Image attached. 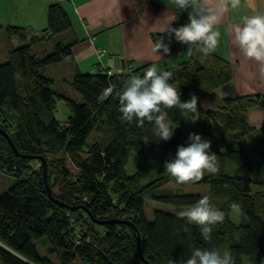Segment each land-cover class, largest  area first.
<instances>
[{"label":"trees","instance_id":"1","mask_svg":"<svg viewBox=\"0 0 264 264\" xmlns=\"http://www.w3.org/2000/svg\"><path fill=\"white\" fill-rule=\"evenodd\" d=\"M70 27V16L58 2L47 8L46 36L0 24L6 39V60L0 62V128L21 154L43 157L47 175L45 181L40 160L16 155L0 133V171L15 177L0 194L1 264H72L76 259L80 264H180L192 247L230 249L235 264H244V257L246 264H264V121L256 129L247 118L249 110L264 109V92L214 98L216 103L203 108L202 99L232 79V65L217 52L202 57L185 45L184 58L161 71L174 73L182 101L197 97L198 120L170 109L169 117L178 124L172 138L147 144L145 138L155 139L153 127L129 125L119 112L118 93L133 71L108 74L110 69L97 63L96 71H76L59 82L67 95L53 89L55 81L41 69L69 56L76 41H56L41 56L32 45ZM12 36L19 45L11 43ZM109 86L115 90L105 98L102 93ZM58 99L68 112L63 123L55 117ZM254 130L259 133L256 160L241 142ZM189 133L202 134L217 157L218 172L192 182L207 184V192L164 187L172 178L165 161L178 146H187ZM132 154L135 165L129 170ZM203 195L225 213L209 241L176 213L155 209L151 220L145 217L148 196L192 205ZM233 202L242 208L239 223L230 216ZM87 210L100 222L92 221ZM43 236L57 263L38 253L35 241Z\"/></svg>","mask_w":264,"mask_h":264},{"label":"crops","instance_id":"2","mask_svg":"<svg viewBox=\"0 0 264 264\" xmlns=\"http://www.w3.org/2000/svg\"><path fill=\"white\" fill-rule=\"evenodd\" d=\"M54 2L66 9L71 27L40 39L32 48L38 55L41 52L44 55L51 51L46 41L76 42L69 56L47 65L59 73L57 79L47 75L53 80H70L76 71L94 72L98 69L97 63L112 72L133 71L132 75H140L153 65L163 70L184 58L185 45L176 42L174 35L169 36L166 30L189 23L193 7L180 9L176 0H0V24L24 27L29 36H46L47 32L42 31L46 27V11ZM231 3L232 0H193L194 7L212 9L220 15L214 26V30L220 32L215 52L230 60L233 77L217 89L223 90L219 91L222 92L218 94L219 98L264 92V64L239 51L232 31V26L240 23L242 17L264 14V0H239L235 8ZM10 41L14 46L20 44L17 36H12ZM161 41L170 44L169 54L162 49L155 51ZM95 49L103 50L100 57ZM138 67L142 68L134 71ZM255 111L259 114L257 120L262 123L264 110L248 112Z\"/></svg>","mask_w":264,"mask_h":264},{"label":"clouds","instance_id":"3","mask_svg":"<svg viewBox=\"0 0 264 264\" xmlns=\"http://www.w3.org/2000/svg\"><path fill=\"white\" fill-rule=\"evenodd\" d=\"M180 9L193 7L186 25L166 30L169 36L174 35L176 42L187 45L188 51L198 52L202 57H209L218 47L220 32L214 30L220 15L212 9L193 6V0H176ZM239 0H232L231 6L237 7ZM233 39L239 51L247 58L264 64V14L244 16L240 23L232 26ZM171 52L170 44L163 41L155 46V51ZM114 86L103 90L106 98L113 94ZM119 112L129 125L146 124L153 127L154 140L145 138L147 144L154 141H168L172 138L177 122L169 117L170 109H178L190 114L192 122L198 120L197 97L192 95L188 100H181L178 86L174 82V73L161 71L153 65L143 75H131L118 93ZM164 169L175 178L178 184L195 182L205 173L215 174L219 170L216 154L210 150V141L196 133H189L187 146L180 145L175 156L165 161ZM231 212L238 216L241 205L233 202ZM178 216L189 225H195L201 238L209 241L215 226L222 224L225 213L210 202L209 195L201 196L194 204L178 212ZM180 264H235L230 249L223 251L202 247H192L186 259Z\"/></svg>","mask_w":264,"mask_h":264},{"label":"rangeland","instance_id":"4","mask_svg":"<svg viewBox=\"0 0 264 264\" xmlns=\"http://www.w3.org/2000/svg\"><path fill=\"white\" fill-rule=\"evenodd\" d=\"M62 37V36H61ZM55 40L53 41H46L45 44L50 46L49 50H52L54 44H55ZM5 43H6V39H5V35L3 30H0V62H3V60H6V56H5ZM38 45H36L35 47H37ZM32 50H35V48L33 47ZM50 52V51H49ZM43 55V53L41 52L39 54V56ZM47 65H45L44 67H46ZM59 66V65H58ZM44 67L41 69L42 72L46 75L55 77L57 79V76H59V73L54 70V68H50V66L44 69ZM57 67V66H56ZM84 69V67H81ZM134 75H136L134 73ZM55 81V85H53V89L58 91L59 93L63 94V95H67L66 92H64L61 88H59V86H57L59 84V82L57 80ZM219 91H223V90H215L212 94L208 95L205 99L203 98L201 101V104L203 106V108H207L208 106L213 105L214 103L217 102L218 99H214V98H219L218 94H222V92L220 93ZM253 110H261V109H253ZM264 110V109H262ZM67 108L65 106V103L63 100L58 99L56 101V111H55V117L58 121H60V123H63L67 117ZM258 112H248V121L249 124L253 127H255L256 129L260 126L259 124H261V120H257L259 118L258 117ZM201 136L203 137V135L201 134ZM242 144L245 147L246 153H248L251 158L253 160H256L259 158L260 156V149H259V133L257 132V130L252 131L249 135L245 136L244 138H242ZM146 152H148V149H145ZM147 154V153H146ZM148 156V162H147V168L149 170V172H153L154 171V166L153 163L150 159V155L149 152L147 154ZM33 163H35V165H38L39 162L38 161H34ZM135 165V156L134 154H132L129 163H128V169L132 170L134 168ZM238 172H241V170H239V168H237ZM244 173H247L246 171H244ZM15 180V177L12 175H8L4 172L0 171V194L2 192H4ZM165 188H179L181 190H183L184 192H207L208 191V185L207 184H194L192 182H187L184 184H178L175 181V178H171L168 183L166 185H164ZM191 205H172V204H167L158 200H154L151 197H146L145 200V205H144V214L145 217L148 220L152 219V212L155 209H159V210H165V211H170L173 213L178 214L179 211L189 207ZM242 214H239L238 216L234 215L231 212V219L236 222L239 223L242 221ZM35 245L37 248V251L39 254H41L42 256H47L52 262L57 263L58 260L56 258V256L48 251V240L46 238V236L41 237L40 239L35 241ZM244 264H246V257H244ZM72 264H80L79 260L76 259Z\"/></svg>","mask_w":264,"mask_h":264},{"label":"water","instance_id":"5","mask_svg":"<svg viewBox=\"0 0 264 264\" xmlns=\"http://www.w3.org/2000/svg\"><path fill=\"white\" fill-rule=\"evenodd\" d=\"M0 133H1V134H2V135L8 140L9 144L11 145V147H12V149H13V151L15 152L16 155H18V156H20V157H23V158L30 157V158H35V159L40 160V162H41V164H42V169H43V177H44V180L46 181V177H47V175H46V161H45V159H44L43 157H40V156H29V155H27V154H21V153L16 149V147H15V145H14L12 139H11L10 136L8 135V133H7L4 129H2V128H0ZM46 187H47V191H48V195H49V197L52 198V197H51V193H50L49 188H48V185H47V182H46ZM54 201H55L56 203H58L59 205H61V206H66L65 204H63L62 202H60V201H58V200H55V199H54ZM76 207H78V206H76ZM80 207L83 208V206H80ZM87 212H88V214H89V217L92 219V221H94V222H100V220L94 218L93 215H92L88 210H87ZM130 225H131V227H132L133 230H136V228L134 227L133 224L130 223ZM139 237H140V236H139V234L137 233V234H136L137 243L139 242ZM138 249H139V247H138ZM139 253H140V251H139ZM140 255H141V253H140Z\"/></svg>","mask_w":264,"mask_h":264},{"label":"built area","instance_id":"6","mask_svg":"<svg viewBox=\"0 0 264 264\" xmlns=\"http://www.w3.org/2000/svg\"><path fill=\"white\" fill-rule=\"evenodd\" d=\"M95 52L98 55V57H100L102 55V53H103V50H101V49H95ZM110 73H111V70H108V74H110ZM0 244H1V242H0Z\"/></svg>","mask_w":264,"mask_h":264}]
</instances>
